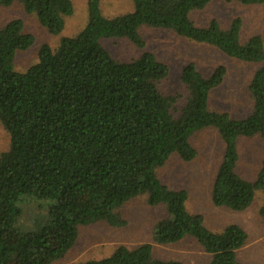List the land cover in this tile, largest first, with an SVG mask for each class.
<instances>
[{
  "label": "trees",
  "instance_id": "obj_1",
  "mask_svg": "<svg viewBox=\"0 0 264 264\" xmlns=\"http://www.w3.org/2000/svg\"><path fill=\"white\" fill-rule=\"evenodd\" d=\"M14 1L55 35L73 12L71 0H0V7ZM209 1L132 0L131 11L106 17L99 0H87L84 27L62 36L55 49L42 45L38 60L24 71L14 68V58L33 43V35L24 32L18 18L0 26V124L9 135V145L0 154V264H51L73 246L78 225L99 220L125 225L116 210L140 194L150 205H165L166 216L154 227V242L189 236L210 255L208 264H243L237 251L247 239L244 229L236 223L219 232L207 228L202 215L187 211V191L170 189L156 174L173 154L184 161L194 159L197 151L190 136L213 127L224 151L211 187L212 202L242 211L259 191L264 225V152L253 181L236 172L240 137H259L264 145V45L259 35L241 40L240 18L227 27L215 19L196 25L191 12ZM142 26L169 29L259 64L247 86L251 112L234 118L210 110V91L226 70L218 66L206 77L189 62L180 73L187 97L173 116L176 97L157 87L168 66L149 51L130 61L116 60L100 43L101 38L124 37L144 47ZM22 203L38 208L30 226L20 224ZM83 264L181 263L155 258L152 245L142 243L134 248L120 245L109 256Z\"/></svg>",
  "mask_w": 264,
  "mask_h": 264
},
{
  "label": "rangeland",
  "instance_id": "obj_2",
  "mask_svg": "<svg viewBox=\"0 0 264 264\" xmlns=\"http://www.w3.org/2000/svg\"><path fill=\"white\" fill-rule=\"evenodd\" d=\"M71 1L73 12L65 17L64 28L57 35L51 34L18 1L0 7V26L18 18L22 21L24 32L34 37L27 49L16 52V70L24 71L35 63L42 45L55 49L62 36H72L84 27L87 22V0ZM99 5L106 17L129 12L133 7L132 0H99ZM190 18L198 26H205L215 19L222 27H227L234 18H240L241 40L259 35L264 45V3L210 0L203 9L191 12ZM139 32L144 40V47H138L124 37L101 38L100 43L119 61H130L139 57L142 52L149 51L157 60L165 63L168 73L157 83V87L162 94L176 97L171 107L173 116L179 114L187 97V89L180 80V73L182 67L189 62L194 63L197 70L206 77L218 66H223L226 70L221 83L210 91V110L225 112L234 118H243L251 112L253 102L247 86L259 64L240 61L214 46L184 38L169 29L142 26ZM189 141L197 151L196 157L184 161L177 154L171 155L156 169L158 178L170 189H185L188 193L185 203L187 211L202 215L205 226L212 231L219 232L230 223L241 226L247 239L237 251V260L243 264H264V225L259 215V207L263 203L262 194L256 191L252 203L242 211L215 206L211 200V187L224 151V143L213 127L195 131ZM8 145L9 135L0 124V154ZM237 147L239 158L236 172L244 179L253 181L260 168L263 142L259 137H240ZM21 207L23 214L20 224L30 226L32 213L37 212L38 208L34 203H22ZM116 211L124 218L125 225L111 226L104 220L78 225L73 246L51 264H83L109 256L120 245L134 248L142 243H150L152 255L158 259L176 260L181 264L209 263L210 255L192 237L186 236L167 244L153 241L155 224L166 216L165 205H150L146 195L140 194L124 202Z\"/></svg>",
  "mask_w": 264,
  "mask_h": 264
}]
</instances>
